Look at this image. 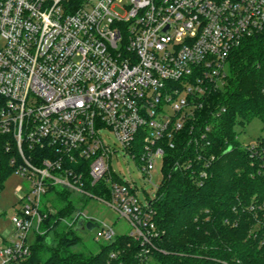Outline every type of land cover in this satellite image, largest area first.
<instances>
[{
	"label": "built area",
	"instance_id": "built-area-1",
	"mask_svg": "<svg viewBox=\"0 0 264 264\" xmlns=\"http://www.w3.org/2000/svg\"><path fill=\"white\" fill-rule=\"evenodd\" d=\"M120 1L0 0V149L29 183L13 232L0 239V264L29 256L49 189L103 200L92 197L84 176L107 189V205L134 228L142 253L154 249L150 202L140 203L135 182L113 176L116 151L104 131L152 184L156 159L163 165L188 130V144L201 150L199 182L208 178L212 128H198L195 115L201 99L225 88L231 53L244 40L264 39V0ZM80 218L93 222L75 212L63 223ZM101 232L108 242L115 237L111 227Z\"/></svg>",
	"mask_w": 264,
	"mask_h": 264
},
{
	"label": "trees",
	"instance_id": "trees-1",
	"mask_svg": "<svg viewBox=\"0 0 264 264\" xmlns=\"http://www.w3.org/2000/svg\"><path fill=\"white\" fill-rule=\"evenodd\" d=\"M227 72L225 88L201 99L195 115L198 128H212L208 151L215 161L208 178L199 182L196 156L201 150L188 144V130L175 139L174 149L165 151L162 182L148 200L158 232L154 249L143 254L137 239L122 235L96 254L72 251L80 243L77 227L63 221L92 198L53 187L42 199L40 234L18 264H264V138L255 142L254 153L234 131L253 118L264 125V39L242 41L228 59ZM220 109L225 111L216 117ZM8 157L0 149V190L14 171ZM84 181L92 197L109 199L107 189L90 185L86 176Z\"/></svg>",
	"mask_w": 264,
	"mask_h": 264
},
{
	"label": "rangeland",
	"instance_id": "rangeland-1",
	"mask_svg": "<svg viewBox=\"0 0 264 264\" xmlns=\"http://www.w3.org/2000/svg\"><path fill=\"white\" fill-rule=\"evenodd\" d=\"M127 2L128 0H121L119 4L123 5ZM234 131L237 134V140L242 145L264 138V125L258 118H253L244 125H237ZM102 134L107 143L116 151L111 155L110 159V168L113 176L118 177L121 181L135 182L139 189L137 197L141 204L146 203L147 200H152L155 197L156 188L160 186L163 179L162 160L157 158L155 161L154 169L151 173L152 184L144 183L132 156L117 144L111 132L104 131ZM28 189V181L16 174H12L5 179L0 190V239L13 232L11 218L16 214L20 196ZM77 209L76 212H82L92 219L95 227L91 231L85 228H77L75 230V234L80 238V243L72 247V251L98 253L100 246L108 244V241L104 240L102 236V225L111 227L115 232V236L131 235L134 232V228L127 219L118 211L109 207L106 200L89 199L84 208L79 210V207H77ZM33 237L31 235L29 238L30 243ZM50 237L53 240V236L51 235Z\"/></svg>",
	"mask_w": 264,
	"mask_h": 264
},
{
	"label": "water",
	"instance_id": "water-1",
	"mask_svg": "<svg viewBox=\"0 0 264 264\" xmlns=\"http://www.w3.org/2000/svg\"><path fill=\"white\" fill-rule=\"evenodd\" d=\"M76 227H77V228H85L86 230L91 231V230L94 229L95 224H94V222H92V221H87V222H85L83 218H80V219L77 221V223H76Z\"/></svg>",
	"mask_w": 264,
	"mask_h": 264
}]
</instances>
